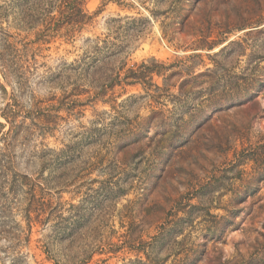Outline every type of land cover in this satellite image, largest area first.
<instances>
[{
	"label": "rangeland",
	"instance_id": "1",
	"mask_svg": "<svg viewBox=\"0 0 264 264\" xmlns=\"http://www.w3.org/2000/svg\"><path fill=\"white\" fill-rule=\"evenodd\" d=\"M65 4L0 0V264H264V0Z\"/></svg>",
	"mask_w": 264,
	"mask_h": 264
},
{
	"label": "trees",
	"instance_id": "2",
	"mask_svg": "<svg viewBox=\"0 0 264 264\" xmlns=\"http://www.w3.org/2000/svg\"><path fill=\"white\" fill-rule=\"evenodd\" d=\"M66 2L64 8L61 10V14L65 15L67 20L70 23H76V21H83L87 19L88 17L86 16L85 13H82V5L84 0H64ZM80 18V19H79ZM50 208V207H48ZM34 213L33 216L30 215L31 213ZM48 212V213H47ZM47 213L45 218L42 219V214ZM62 211H61V205L58 203L57 206L54 208H51L50 211L45 210V208H36L31 210V208L26 209V217L28 220V226L31 224L32 221L34 222H44L47 220H50L52 217H55L57 219H62ZM60 223V222H59ZM48 252V251H47ZM69 263V261L67 262ZM66 262L62 264H67Z\"/></svg>",
	"mask_w": 264,
	"mask_h": 264
}]
</instances>
